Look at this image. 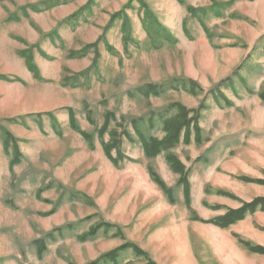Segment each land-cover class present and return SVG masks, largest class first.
<instances>
[{
	"label": "rangeland",
	"instance_id": "1",
	"mask_svg": "<svg viewBox=\"0 0 264 264\" xmlns=\"http://www.w3.org/2000/svg\"><path fill=\"white\" fill-rule=\"evenodd\" d=\"M148 85L163 95L136 92ZM261 93L264 0H0V264H91L126 243L157 264H216L222 235L238 258L264 264L236 238L259 245L264 213L226 230L194 220L242 206L219 188L241 202L264 197L243 180H264ZM175 104L200 115L199 141L193 128L169 152L187 172L188 196L166 156L146 158L133 130L163 139ZM108 114L104 141L127 131L135 142L122 138V151L136 162L115 167L105 156L98 131ZM148 189L168 210L152 224L147 206L136 212ZM103 223L114 227L82 240ZM105 264L148 259L127 250Z\"/></svg>",
	"mask_w": 264,
	"mask_h": 264
},
{
	"label": "trees",
	"instance_id": "2",
	"mask_svg": "<svg viewBox=\"0 0 264 264\" xmlns=\"http://www.w3.org/2000/svg\"><path fill=\"white\" fill-rule=\"evenodd\" d=\"M52 1L46 3V4H50ZM32 10L37 9L36 6H31ZM38 11V9H37ZM115 16H119V14L115 15ZM128 26L129 24L127 23V21H125L124 23V30L128 31ZM29 59V58H27ZM32 61L31 59L28 60V63ZM28 68L30 70V72H32L34 74V76L36 78H38V70L35 67V65L33 63H30L28 65ZM188 84L191 85H196L195 82H187ZM199 88V86H198ZM201 91V88H199ZM136 92H138L139 94H141L143 97L145 98H150L152 97H160L163 95L164 90L161 87L155 86V85H148L142 88H138L136 90ZM190 92L195 93L194 90H190ZM130 97L133 96V93H129ZM260 99L264 102V93H261L259 95ZM177 108L178 110V115L171 117V118H165L163 121V133L165 134V137L161 140L156 139V138H147L145 137L140 130L138 129V127L134 126L133 130L135 132V135L139 141V143L142 146V149L144 151V154L146 156V158L148 159H154L160 155H165L166 156V161L168 162L169 166L171 167L172 170H174V172L179 173L182 177L180 179V184L184 185L185 190H187V196H188V176H187V172L185 171L184 167H182V165L179 163H177L174 160V157L169 153L172 149L176 148L178 145H180L181 140H185V142L190 143L191 142V131L194 128L196 131V142L199 141L200 135H201V129L199 128V118L200 115H196L194 117L190 116L192 112H189L186 110L185 107L181 106L180 104H175L172 106V108ZM175 108V109H176ZM201 109V108H200ZM200 112V110H199ZM70 122L72 125H75V119H74V114L72 112V110H70ZM108 117L110 118L107 119L105 126L100 129L98 131V137L101 141L102 147L104 149V154L107 157V159L115 166V167H119L122 163L125 162H136L135 160H132L131 158H129L128 156H126L123 151H122V143H123V139L125 138L126 140H128L130 143H134L135 140L132 138V136L125 131L124 133H120V134H114V137H116V139L113 141V143H106L104 141V137L107 133V130L109 128L110 122H111V118H113L112 114H108ZM125 120V119H123ZM150 126H153V122L150 121ZM73 128V127H72ZM75 129V128H74ZM184 134V135H182ZM8 137L12 138L11 134H6ZM82 135L84 136L85 140L89 143H93V138L91 135L86 134V133H82ZM12 141V140H10ZM10 141L6 142V144H9ZM149 173L151 176V179L153 180V182L159 186V188L162 190V192L165 194V196L168 198L170 204H174V195H173V190L168 188L166 186V184L163 182V180L155 173V171L153 170V168H149ZM243 180L253 183V184H257V185H261L264 186V180H255V179H246L244 178ZM208 193V192H207ZM219 195H223V196H227L232 200H236L239 201L242 206L239 209H228V211L226 212L225 215L221 216V217H217L213 220L210 221H204L202 219H200L199 217H195V221H199L201 223L204 224H209V225H213L216 226L222 230H226L229 229L231 226L245 221L249 216H253L256 213H264V197H258L255 198L254 200H252L251 202H241L237 197L225 193V192H218ZM105 227L106 229H110L113 228L114 226L109 224V223H103L98 225L97 227L93 228L90 232H88L87 234H85L82 237V240H87L89 238L92 237H96L97 234L99 233L100 229ZM259 230H261L262 232H264V228H258ZM237 239H239V243L241 246L245 247L246 250H248L249 253L252 254H258V255H264V247L263 246H259V245H254L251 242H247L245 240H242L241 238H239L238 236H236ZM39 243V242H38ZM127 250H132L135 254H137L138 256H143L145 258L148 259V264H157L156 262H154L152 259L149 258V255L143 251L138 245L133 244V243H126L120 247H118L117 249L102 255L99 259H97L96 261L92 262L91 264H105L107 262L110 263H115L119 257V254L122 253L123 251H127Z\"/></svg>",
	"mask_w": 264,
	"mask_h": 264
},
{
	"label": "crops",
	"instance_id": "3",
	"mask_svg": "<svg viewBox=\"0 0 264 264\" xmlns=\"http://www.w3.org/2000/svg\"><path fill=\"white\" fill-rule=\"evenodd\" d=\"M149 190V189H148ZM219 191H223V192H226V193H230V192H227V191H224V190H222L221 188H219L218 190H217V192H219ZM150 194H151V191L149 190V193L147 194V196H145V198H144V200H143V202H142V206H140V208L139 207H137V210H136V212L138 211V210H141L143 207H145V206H147V207H145L144 209H147L148 211H150L149 213H148V215H153L154 217H155V219L153 218V220H151L150 221V224H152V223H155L156 221H157V214L158 215H162L163 216V214H165V213H167V207L166 206H164V204L162 203V202H160L159 203V205H160V207L159 208H163L164 210H165V212L162 214V213H160L159 212V209H157V208H155L154 207V202H153V200L154 199H163V197L162 196H160L159 194H157V195H151L150 196ZM264 196V195H263ZM132 199L133 200H135L136 202L138 201V199H139V197H138V194L137 195H135L134 197H132ZM141 199H143V198H141ZM228 209H237V207L236 206H234L233 208H228ZM143 210V209H142ZM152 211V212H151ZM246 223V220L245 221H242V222H240V224L241 225H243V224H245ZM169 224H170V221H169ZM239 224V223H238ZM234 226V225H233ZM232 228V227H231ZM197 229H199V228H197ZM264 234V233H263ZM259 235H257V237H258ZM222 237H224L225 238V240H226V242L228 243L227 245H220V249H221V251L218 253V254H216V256H215V263L216 264H250V263H248V261H246V260H244V259H240V258H238L239 257V254H237L236 252H235V248L231 245V243H230V240L232 239L230 236H227V235H222ZM263 240H264V238H262V242H263ZM262 242H258V244L259 245H263V243ZM255 244V243H254ZM240 252V251H239ZM227 255H229L228 257H230V258H232V259H227L226 258V256Z\"/></svg>",
	"mask_w": 264,
	"mask_h": 264
}]
</instances>
